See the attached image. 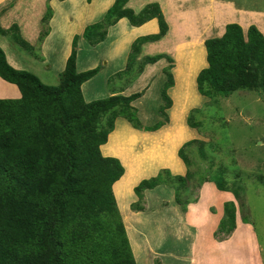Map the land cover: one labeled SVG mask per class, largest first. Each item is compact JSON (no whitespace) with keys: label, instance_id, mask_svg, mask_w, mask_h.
Wrapping results in <instances>:
<instances>
[{"label":"trees","instance_id":"trees-1","mask_svg":"<svg viewBox=\"0 0 264 264\" xmlns=\"http://www.w3.org/2000/svg\"><path fill=\"white\" fill-rule=\"evenodd\" d=\"M129 0H114L99 22L85 27L81 37L92 47L106 39L108 29L126 18L132 27L156 19L159 32L138 37L130 47L126 67L108 79V87L118 91L107 98L86 103L81 86L95 76L100 67L78 73L76 48L78 35L57 86L44 85L35 75L13 69L0 48V78L15 85L18 99H0V264H136L126 229L118 210L113 185L122 177L120 161L104 157L100 147L107 142L117 118H124L133 128L157 131L168 123L167 110L172 105L168 89L173 84V60L164 55L140 57L144 44L161 40L168 24L158 3L145 5L135 12ZM52 10L46 4L41 19V44L49 33ZM2 35H11L14 42L33 55L34 47L22 39L13 24ZM207 67L196 77L199 95L215 100L234 92H264V36L254 25L244 32L236 23L225 25L219 38L204 42ZM167 59L163 72L167 78L161 88L162 120L151 127L140 124L131 103L142 96L122 92L143 72L147 64ZM197 109L187 117V125L196 129ZM203 141L189 140L178 151L187 167L184 176L160 170L155 177L142 180L134 193L142 199L143 192L166 185L174 192V202L182 212L191 203L184 197L189 183L196 176L190 172L191 161L185 150L199 144L205 156ZM225 175L223 168L219 169ZM222 172V173H221ZM200 183H212L219 192L229 193L233 200L223 203V216L214 233L215 240L230 236L236 227L237 212L249 224L242 211L245 187L238 179L205 176ZM239 176L236 175L235 178ZM264 181L262 176L257 178ZM140 201H138L139 203ZM134 208L141 209L139 205ZM158 264V263H157Z\"/></svg>","mask_w":264,"mask_h":264},{"label":"crops","instance_id":"crops-1","mask_svg":"<svg viewBox=\"0 0 264 264\" xmlns=\"http://www.w3.org/2000/svg\"><path fill=\"white\" fill-rule=\"evenodd\" d=\"M153 2L159 4L169 30L161 40L144 44L140 57L147 53H150L148 56L164 54L173 60L174 84L167 91L172 105L167 110L168 123L153 132L137 130L123 118H117L107 142L100 147L104 157L118 159L124 169L122 177L113 185L117 207L136 264H236L231 251L235 246L242 248L248 237L252 239L253 229L241 221L237 212L235 232L223 240L214 239L223 216V203L233 200L229 193L219 192L212 183L205 182L198 188L197 201L182 212L168 186L144 191L141 200L134 188L142 180L155 177L160 170H168L174 176L186 174L187 167L178 151L196 134L187 125V117L196 106L197 98L201 99L193 88H196L198 73L207 67L204 42L221 37L228 23L240 25L244 32L254 25L264 36V0H129L127 6L138 12ZM47 3L52 10L49 33L38 46ZM113 3L114 0H0V29L7 30L16 24L22 39L40 57L34 58L11 35L0 33V48L6 62L15 70L35 75L44 85L57 86L59 74L71 53L73 37L78 35L76 71L82 73L100 67L81 86L84 101L89 103L114 95L118 86L110 89L108 79L124 70L132 42L138 37L157 34L159 26L152 19L132 27L122 18L108 29L103 42L90 46L81 37L85 27L102 20ZM253 3H256L254 7ZM197 54L201 64L194 71L192 62ZM168 65L164 58L147 64L142 74L122 92L124 96L142 93L131 105L139 109L137 116L144 127L162 120L159 108L154 117L145 113L148 106L144 99L156 74L164 76V85L167 78L163 70ZM19 97L18 88L0 78V99ZM120 183L125 184L127 202L116 195L115 188ZM137 204L141 209L134 208ZM182 241L187 243L184 251Z\"/></svg>","mask_w":264,"mask_h":264},{"label":"rangeland","instance_id":"rangeland-1","mask_svg":"<svg viewBox=\"0 0 264 264\" xmlns=\"http://www.w3.org/2000/svg\"><path fill=\"white\" fill-rule=\"evenodd\" d=\"M255 5L256 3H253L251 6ZM224 21L225 19H222V22ZM148 55L150 53L145 54ZM200 64L197 54L192 62V69L195 71ZM163 80V75L156 74L144 99L148 106V112L145 113L153 117L158 115L161 101L159 90L163 86ZM193 89L201 99L196 97V106L192 107L198 110L194 115V122L199 125L196 129H190L196 133L192 140L205 142V156L199 154V144L186 148L185 152L191 161L189 170L196 176L189 183V192L184 197L187 201L194 202L200 188L199 183L205 176H223L229 183L238 179L237 181L245 187L242 196L245 198L246 209L242 214L253 229V235L252 239H246L242 248L235 246L231 255L236 257V264H264V181L257 179L258 176L264 179V92L237 91L227 98L218 97L211 101L199 95L196 88ZM137 110L136 113L139 112ZM191 136L189 134V138H192ZM220 168L226 171L225 175L220 174ZM236 175L239 177L235 178ZM115 192L122 201L127 199L124 183L118 184ZM186 244L185 241L181 242L182 251L185 250Z\"/></svg>","mask_w":264,"mask_h":264}]
</instances>
